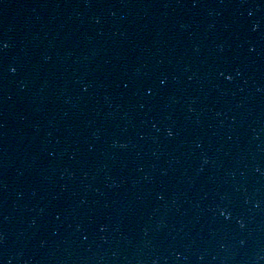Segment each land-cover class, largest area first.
I'll list each match as a JSON object with an SVG mask.
<instances>
[{
  "label": "water",
  "instance_id": "95a60500",
  "mask_svg": "<svg viewBox=\"0 0 264 264\" xmlns=\"http://www.w3.org/2000/svg\"><path fill=\"white\" fill-rule=\"evenodd\" d=\"M0 264H264V0H0Z\"/></svg>",
  "mask_w": 264,
  "mask_h": 264
}]
</instances>
